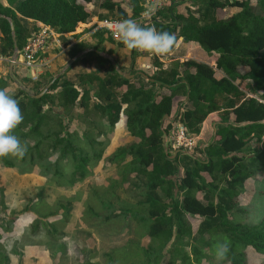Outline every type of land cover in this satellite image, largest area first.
<instances>
[{"label":"trees","instance_id":"1","mask_svg":"<svg viewBox=\"0 0 264 264\" xmlns=\"http://www.w3.org/2000/svg\"><path fill=\"white\" fill-rule=\"evenodd\" d=\"M194 1L198 3V15L188 7L180 13L173 3L164 0L159 20L153 19L152 25L157 31L175 34L176 42L182 39L185 44L199 46L213 58L214 67L191 59L163 64L153 56L150 75L131 71L136 77L125 79L116 72L115 63L100 56L102 52L111 57L112 51L91 50L78 42L68 51L70 58L77 56L71 65L87 66L91 58L95 61L93 71L77 75L78 85L63 73L36 99L41 89L34 87L33 94L19 88L11 92L10 78H0V89L17 100L23 116L12 134L26 145L23 156L2 157L0 164L4 169H18L20 175L36 169L38 176L46 179L37 201L26 202L18 214L8 211L0 185V210L7 217L0 224V264H9L4 240L21 214L34 217L24 228L28 239L48 245L51 252L66 254L67 244L60 240L65 234L56 224H67L69 211L61 201L47 205L43 194L46 187L71 189L90 177L108 144L105 136L112 133L121 114L126 134L138 141L117 148L108 159L117 170V177L109 185L90 187L83 204L87 228L111 239L112 234H121L112 233L121 222L120 232L126 233L117 239H127L121 250L133 254L130 257L138 264H201L204 260L209 264H248L247 249L261 257L259 264H264V179L255 180L264 172V0ZM6 2L8 6L0 0V57L8 59L40 29L34 26L30 31L22 19L62 35L73 33L78 24L90 18L88 6L94 0ZM143 4L132 0L129 16L118 1L108 0L101 8L113 13V20H136ZM227 9L236 12L228 13ZM164 14L169 23H164ZM91 39L98 45L108 42L123 47L106 32H96ZM184 101L187 109H183ZM211 114L218 118L213 141L202 150L196 143L194 151L203 154V159L190 155L195 159L180 174L164 148V136L181 124L196 137ZM73 121L75 129L70 131ZM250 155L255 168L248 163ZM140 179L146 183L144 200L135 204L122 201L116 190ZM251 179L256 186V203L263 207L256 217L251 216L252 221L250 204L242 208L239 202L244 185ZM157 191L163 200L154 196ZM202 193L205 204L199 197ZM214 196L219 198L215 203ZM115 205L123 211L117 213ZM51 218L57 219L50 223ZM189 218L201 220L194 228ZM110 221L112 226L105 231L112 229L111 233L99 235L104 223ZM87 237L88 232L78 230L69 235V239ZM141 239H148L146 247ZM225 240L228 252L222 261L213 262V246ZM111 249L115 251V247ZM80 252L83 250L78 249Z\"/></svg>","mask_w":264,"mask_h":264},{"label":"crops","instance_id":"2","mask_svg":"<svg viewBox=\"0 0 264 264\" xmlns=\"http://www.w3.org/2000/svg\"><path fill=\"white\" fill-rule=\"evenodd\" d=\"M1 1L4 6H8L6 0H1ZM106 1L108 0H94V2L88 6L91 12L90 18L88 19L86 23L78 24L73 33L62 35V34L57 33L54 29H51L45 26L50 30L52 36L50 37L48 41V45L46 49L44 50V52L37 56L36 64L33 69H25L20 64V59H16V63L12 65V74L10 76L9 66L12 63L9 62V58L7 59V58L1 57L0 58V78H10V81H11L10 91L14 92L16 91V89L19 88V89L25 90L29 94H33L35 93L34 87H36L37 89H41L42 91L50 83L49 82L50 78H52L53 80L56 76H60L63 73H65V77L68 81L72 82L75 85H78V82H77L78 74L89 73L90 71H93L95 69V61L92 58H91L90 63L87 66H83L80 64L71 65V63L77 58V56L70 58V56L68 55V51L74 44L78 42H83L87 44L89 47H91L90 48L91 50L97 48V49H105V50L112 51V56H111V58L113 59L112 64L115 63L117 65L116 68L120 69V71L123 73H131V71H133L136 74L145 73L147 75H150L152 73V57H153L152 53L146 52L141 49H128L124 45L122 48H118L116 45L108 43V42H104L103 44L98 45L95 40L91 39V35H88L89 34L88 27L91 24L97 21H100L102 19H111L114 17L113 13H109L108 11L101 8V4H103ZM114 1L121 2L124 6L125 11L127 12L129 16L130 14L129 10H130V5H131L132 0H114ZM141 1L144 2V0H141ZM165 1L168 4L173 3V5L177 8V10H179L178 12L180 13H182L184 8L188 7L190 8L192 14L198 15V9H199L198 3H196L194 0H184L183 2H180L181 0H165ZM227 11L228 13L236 12L235 10H232V9H227ZM163 17H164V23L170 22V19L167 14H164ZM22 23L30 31H32L34 26L39 27V28L43 26L40 23H37L30 19H22ZM138 24L141 25L140 23ZM143 27H153V25L146 23V25ZM117 41L119 40H114V42H117ZM86 52L87 51H84L83 53H86ZM100 56L105 57V58L108 57L105 53H102V52H100ZM132 57H133V62H132ZM190 59L214 67V62H213L212 57L208 56L204 51L200 49L199 46L195 44L183 43L182 39H178L174 48L170 52H168V54L165 56L164 59H161L162 60L161 62L163 64H168L171 61L183 62V61H187ZM73 69L77 71L73 72ZM70 73L72 75L74 74L73 81L67 78V75H69ZM136 74L135 75L133 74V77H136ZM185 103L186 101H184L183 109L188 108L187 104ZM177 111H179V108L177 109ZM217 119H218L217 114H211L203 122L200 133L198 136H196L197 145L200 147L201 150L213 141L214 132L216 130V127L218 126V123H216ZM122 134L126 136V139L129 142V145L133 143H137L138 141L137 139H133L126 134L125 127H124L123 114L120 115L119 121L115 124L112 133H110L109 139L111 141L112 139H115L116 137H120V135ZM165 138L166 136H164L163 138V141H164L163 143H164V148L166 150L167 145L165 144ZM262 142L264 143V141ZM120 147H126V146H120ZM116 149L113 150L111 154L108 153L107 157H111V155L116 151ZM198 154L203 158V154L199 152ZM170 157L172 160L173 159L175 160L174 163L177 164L180 174L185 169H188L192 164V160L195 159L183 151H178L176 153L170 154ZM194 157H197V159H199L198 156L196 155ZM127 160H129V158H127ZM91 174H92V171H91ZM34 176L36 177H24L23 180L20 178H15V179L11 178V182L13 183L16 182L17 185L19 183H22L23 186L24 185L30 186V184L32 183H37L38 186L40 187L45 186L46 184L45 178H42L38 175H34ZM256 179L257 181L260 180L258 179L257 175L255 177V180ZM250 181L253 183V179L249 180L244 185V189H243L244 192H245V188L248 186ZM83 184L84 182L78 184V193L83 192L81 191L83 190L82 188H86L85 185L83 187ZM251 185H254V183ZM53 189L54 187H46L45 190L47 192V190L53 191ZM87 189L89 192L90 188H87ZM67 190H70V189H67ZM86 193L87 192H83L84 197L85 196L87 197L88 194L86 195ZM203 195H204L203 193L199 194V197H200L201 202L202 203L204 202L203 204H205L206 201L202 200ZM6 206L8 208V211L11 212L13 210V209H10L11 206L7 204ZM190 220H193V219L189 218L188 221ZM83 223H84V226H80L78 228V231L88 232L89 233V237H87L88 239H90L93 235H95L94 237H96V239H100L98 234H96V232H94L93 229L87 228L86 222L84 220H83ZM88 223H93V222H88ZM110 226H108V228ZM103 228H107V227L103 226ZM70 234H72V232L67 234V231H66L65 233V235H70ZM15 235L13 236V233L12 234L8 233L6 234L5 239H14L16 237ZM35 245L37 244H33V243L26 244L22 240L20 244H16L12 246V254L20 255L21 258H24V259L26 258V264H29V260L31 259L30 257H33L32 259L34 261H35V258L36 260L38 259V262L36 263L33 262V264L34 263L35 264H47L46 261H43V262L39 261V259H41V256L45 255L46 257L48 256L49 259L52 258V260L50 261V264H54L56 256L59 255L60 253L58 252L47 253L45 251L37 252L36 250H32V247ZM4 247H5V244H4ZM6 256L8 258L9 264H11L10 255L8 256V254L6 253Z\"/></svg>","mask_w":264,"mask_h":264},{"label":"rangeland","instance_id":"3","mask_svg":"<svg viewBox=\"0 0 264 264\" xmlns=\"http://www.w3.org/2000/svg\"><path fill=\"white\" fill-rule=\"evenodd\" d=\"M86 29V28H85ZM90 35V34H88ZM54 54V53H53ZM77 70L73 69V72ZM244 72L245 70H241ZM68 79H71L73 81L74 74L72 75L71 73L67 75ZM70 131H73L75 129V122L73 121L72 125L69 127ZM106 140L108 142L102 159L98 163V165L92 169V174L90 177H88L83 184V187L85 185L86 188H82L83 192H87L86 195L89 193L87 188L90 187H104L105 185H109L111 179L115 178L117 176V170L115 167L111 166L108 164V159L110 157L108 156V153L111 154L113 150H115L117 147L120 146H128L129 142L126 139L125 135H120V137H116L115 139H112L110 141V133L109 135L107 134ZM264 145V143L262 144ZM264 147V146H261ZM192 155L198 156V158L203 159L198 152H195ZM253 155L249 156V165L252 168H255V161L253 160ZM262 159L264 160V155H261ZM197 158V157H195ZM186 160V159H184ZM188 160V159H187ZM184 162V161H182ZM186 162V161H185ZM176 167L177 164H175ZM260 166V165H258ZM263 166V164H262ZM257 167V166H256ZM184 169V167H183ZM34 175H38L37 170L34 169L32 173L30 174H24L20 175L18 169H4L2 165L0 164V185L3 187L4 190V200L5 204L11 206L10 209H13L11 212L13 213H20L21 207L26 203V202H36L39 193L38 190L42 188V186H38L37 183H32L30 186H23L22 183H19L17 185L16 182H11V178H20L23 180L24 177H36ZM258 179H264V172L260 173L257 175ZM14 181V180H13ZM145 181L143 179L140 180H134L133 182L129 184H125L121 186L119 189L116 190V194L120 197V199L126 203H131L135 204L141 201L142 199L144 200V192H145ZM251 181L249 182L248 186L245 188V192H243V195L240 196L239 202L240 206L242 208H246L248 204L251 206L252 213L249 215L250 221H252V215L256 217L258 213H261L263 210V207L261 204L258 202L256 203V196H255V187ZM44 187V186H43ZM65 190V191H64ZM83 192L78 193V184H76L74 187H72L70 190L67 189H61V188H56L54 187L53 191L45 190V193L43 194V198L45 203L47 205H53L57 201H61L68 209L69 211V221L67 224H58L57 226L59 227L58 229L61 230V233L65 234L67 231V234L71 233L75 234V231L78 230L80 226H84L83 220H87L86 216L84 214V208L83 204L85 202V199L87 198L86 196H83ZM154 196L157 198L163 200L164 196L157 191ZM217 197H213V202H217ZM204 203V202H203ZM116 209L115 211H120L122 209H119L117 205H115ZM99 210V207H96ZM123 211V210H122ZM113 215V214H112ZM114 216V215H113ZM33 215L30 214H21L18 216V219L15 224V229L11 232L13 233V236L15 235L16 237L14 239H5L4 244H5V251L10 255V260L11 264H26V258H21L20 255L17 254H12V246L16 244H20L21 241L23 240L24 243H33L37 244L32 247V250H36L37 252L40 251H45L47 253L51 252V247H48V245L40 244L38 240L32 242L33 240L28 239L29 237L27 236L28 233L25 232L24 228L27 227L32 221H33ZM7 219L6 215L3 214L0 210V224L4 222ZM57 219V218H56ZM56 219L51 218L49 219V222L53 223V221H56ZM88 222V221H87ZM89 222H93L90 221ZM192 226L195 228L198 226L200 220L198 219H193L189 221ZM113 221L110 222H105V227L112 226ZM119 227L116 229L114 228V232L116 234H123L124 236V230L120 232V228L122 223L120 222L117 223ZM107 228L102 231L99 235L109 234L111 233L112 229L105 231ZM99 231V230H98ZM65 232V233H64ZM95 232V231H94ZM10 234V233H9ZM120 234V235H121ZM71 235V234H70ZM120 235H111V239H105L103 236H100V239H96L93 235L90 239H69V235H64L61 237L60 240H62L64 243L67 244V251L66 254H59L56 256L54 264H78L80 262L84 264H125L126 261L129 260L130 263L128 264H138V260L130 256H133V254H129L128 252H125L121 250L123 246L126 245L127 239H124L123 236H121V239H117L120 237ZM208 240V239H206ZM140 243L142 246L146 247L149 243L148 239H141ZM40 245V246H38ZM37 247V248H36ZM44 247V248H43ZM115 247V251L111 252V248ZM79 250H83V252L78 253ZM26 253V252H25ZM55 253V252H54ZM107 253V254H106ZM247 262L248 264H259L261 262V257L256 255L253 250L247 249ZM108 255V257H107ZM25 256V254H24ZM110 256V257H109ZM20 257V258H19ZM52 257V256H51ZM135 257V256H134ZM210 257V255H209ZM31 259L29 260V264H33V262H38V259L35 261L32 259L33 257H30ZM111 259V260H109ZM52 260L46 257L45 255L41 256V259L39 261L43 262L46 261L47 264H50V261ZM215 256H213V262H216ZM113 262V263H112ZM34 263V264H35ZM201 264H209V261H202Z\"/></svg>","mask_w":264,"mask_h":264},{"label":"clouds","instance_id":"4","mask_svg":"<svg viewBox=\"0 0 264 264\" xmlns=\"http://www.w3.org/2000/svg\"><path fill=\"white\" fill-rule=\"evenodd\" d=\"M115 32L120 42L128 49H141L152 54L171 51L177 37L167 31H157L153 27H143L135 19L125 18L115 21ZM23 120L17 100L4 89H0V158L23 156L26 145L12 134ZM216 260L222 261L228 252V242H217L214 246Z\"/></svg>","mask_w":264,"mask_h":264},{"label":"built area","instance_id":"5","mask_svg":"<svg viewBox=\"0 0 264 264\" xmlns=\"http://www.w3.org/2000/svg\"><path fill=\"white\" fill-rule=\"evenodd\" d=\"M164 5V0H144V9L139 18L136 19V22L152 24L153 19L159 20L158 13L164 8ZM115 21L119 20L105 19L93 23L88 27V29L90 28L89 34L92 35L96 32H106L112 39L119 40L113 23ZM51 36L52 34L50 30L45 26H41L39 31L31 34L21 51L14 52V55L9 58V62L12 63V65L16 63V60L14 61L13 57L17 55V59H20V64L25 69H33L36 64L37 56L44 52ZM152 55L157 57L160 62L162 61L161 59L165 58L164 54ZM196 143L197 137L189 135L181 124H176L169 135L165 138V144L167 145L166 151L169 155L178 151H183L186 154L192 155Z\"/></svg>","mask_w":264,"mask_h":264},{"label":"water","instance_id":"6","mask_svg":"<svg viewBox=\"0 0 264 264\" xmlns=\"http://www.w3.org/2000/svg\"><path fill=\"white\" fill-rule=\"evenodd\" d=\"M10 30H11V34H12V36H13V33H14V28H13V25L12 24H10ZM17 59V55H15L14 57H13V60L15 61ZM107 59L111 62V63H113V59L111 58V57H107ZM115 70H116V72L119 74V75H121V76H123L125 79H131V78H133V75H131L130 73H123V72H121L120 71V69H118V68H115ZM11 74H12V64H10V66H9V75L11 76ZM59 76H56L52 81H50V83L38 94V95H36V96H34V98H36V99H38V98H41L46 92H47V90L49 89V87L51 86V84L54 82V80H56L57 78H58ZM167 118V116H164L163 117V120H165ZM171 158V157H170Z\"/></svg>","mask_w":264,"mask_h":264}]
</instances>
